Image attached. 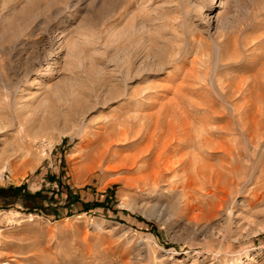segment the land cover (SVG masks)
<instances>
[{"label": "rangeland", "instance_id": "1", "mask_svg": "<svg viewBox=\"0 0 264 264\" xmlns=\"http://www.w3.org/2000/svg\"><path fill=\"white\" fill-rule=\"evenodd\" d=\"M241 82L264 96V0H0V264H264V103L228 87ZM168 122L193 137L165 152L253 177L222 209L214 188L186 206L108 169L152 138L160 152ZM117 125L143 142L93 159ZM200 132L235 157L194 144Z\"/></svg>", "mask_w": 264, "mask_h": 264}, {"label": "bare ground", "instance_id": "2", "mask_svg": "<svg viewBox=\"0 0 264 264\" xmlns=\"http://www.w3.org/2000/svg\"><path fill=\"white\" fill-rule=\"evenodd\" d=\"M228 87H229V89H232L234 92L239 93L238 96L241 97L244 101H246L245 103H249V102L252 103L254 100L256 102L258 100L261 103H264V96H262V95H257L256 97H251V95H249V97H247V96L243 97L245 92H242V91H244L245 83H242V82L239 84H234V83L230 84L229 83ZM170 88H169V90L172 89V88L171 89ZM183 89H184V86L182 85L181 87H178L177 89H175L176 91L174 90L176 102L179 100L180 97H182V94L184 92ZM229 89H228V91H229ZM246 91H249V89H246ZM227 92H225L226 97H227V94H226ZM228 99H230V97ZM233 99L235 100L234 96H233ZM233 99H231V100H233ZM255 105H258V103ZM177 106H179V105H177ZM236 107H238V106H235V110H237ZM241 110H242V107H239L238 108L239 117H240L239 123L241 125V129L243 131H245V133H247L248 136H250L252 139H254V137H256V135H257V132H256V129L254 128L255 129L254 130L249 124L251 123V124H255L257 126V122L254 123L252 121L253 118H251L252 116L250 117L249 114H245L246 112L241 113L242 112ZM238 111H237V113H238ZM250 111H251V109H250ZM256 111H258V114L260 116H262L260 113H261V111L264 112L263 104H261L259 109H257ZM251 114L252 113H250V115ZM248 120H249V123L244 122V121H248ZM185 122H187V121H185ZM168 126L170 128L169 129L170 134L167 135V138H166L167 140L165 143H163V146H162V149L160 152L157 150V153H155V155H154V151L156 152L157 140L155 141L152 138V139H149L150 142L145 148L139 149V147H140L139 146L138 148H136L137 151L135 153H133L132 151H129V153L130 152H132V153L129 154L128 156L123 157L122 163L120 162V165L113 166L110 164L108 166L109 170L113 169L114 171L115 170L119 171L122 169L121 171H124L125 173H130L129 177L125 176L126 178H123L122 180H120L121 178L118 179L119 180L118 183L120 181L124 182L127 187H130L131 189L136 190V191L137 190L144 191L148 188L149 189H156V191H157L164 184L165 186H168L170 188L169 191H171V192L180 191L181 194L183 192L185 202L184 201H182V202H184L186 204V206H187V204L191 203V201H193V199L194 200L195 199L196 200L202 199V201H203L204 199H206L208 197L210 198L211 196H216L215 194H217V193L213 190V188H214L217 191H220L221 194H225L224 198L222 196H221L222 199L220 198L222 203H220L221 205H219L220 206L219 208L222 209L223 203L226 202V197H228V196L230 197L231 195H233L232 193H233L234 189L237 188L238 186H240L242 181L248 182L250 177H251V179H253V177L250 175V173L248 174L246 171L243 173V171L240 169L241 166H233V164H232V166L230 167V163H228L226 160L222 162V165L220 168H216L214 165L207 162L209 160V157H208V155L205 156V153H204V155L200 154L201 152L199 153V155H197V153H194V155H189V154H186V151H183V150L180 152H173V151H171L170 153H167L168 151L165 152L166 149L168 148V146L172 142L178 141V142H182L183 144L187 143V142L191 143L190 141H192V137H193L189 134V131L185 132V130H184L185 133H179V134L175 133V131H174L175 127H173L172 123L168 122ZM122 127H123L122 125L112 126L109 129L107 128L108 129L107 131L104 130V132L100 133L97 137H95V140L93 142H91V144H90L92 147L95 145L94 146V152L91 156L93 159L103 162L106 160V158H109L107 161H109V160L111 161L117 155L116 153H113L114 148L126 147V148H130V149H133V148L135 149V147L139 145V143L141 141L140 139L135 138L134 141L131 140L132 142H128L129 141L128 132H124V133L120 132L122 130L121 129ZM180 127H178V128H180ZM185 129L187 130V128H185ZM220 131H226V126L222 127L220 129ZM116 133H118V134H116ZM162 137H163V135H162ZM144 138L145 137H142V139H144ZM147 139H148V137H147ZM147 139H145V141ZM158 140H160V138ZM197 140L198 141H196V143H194L197 146L206 147V148L212 150L213 152L214 151L215 152H218V151L224 152L225 153L224 155H227L229 158H233L236 155V153H235L236 151L234 152V150H232L233 149L232 147H231L232 149L230 147H228L229 148L228 149L227 147L224 146V144H221V142L219 143V142L213 140L212 138H210L209 136L203 135L201 132L199 133ZM141 142H143V141H141ZM144 144H146V143H144ZM188 145L186 147H189ZM190 145H192V144H190ZM175 156H179V159L174 160ZM218 157L220 158V156H218ZM208 187H211V190H208ZM182 197H183V195H182ZM190 199H191V201H190ZM203 202H202V204H203ZM179 205H180V203H179ZM188 206H190V205H188ZM183 209H184V207H183Z\"/></svg>", "mask_w": 264, "mask_h": 264}, {"label": "trees", "instance_id": "3", "mask_svg": "<svg viewBox=\"0 0 264 264\" xmlns=\"http://www.w3.org/2000/svg\"><path fill=\"white\" fill-rule=\"evenodd\" d=\"M28 198H30V199H36V196L35 195H26Z\"/></svg>", "mask_w": 264, "mask_h": 264}]
</instances>
